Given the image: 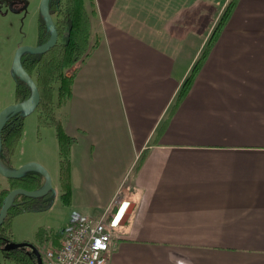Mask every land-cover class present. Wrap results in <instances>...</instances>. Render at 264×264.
I'll return each mask as SVG.
<instances>
[{"label":"crops","instance_id":"1","mask_svg":"<svg viewBox=\"0 0 264 264\" xmlns=\"http://www.w3.org/2000/svg\"><path fill=\"white\" fill-rule=\"evenodd\" d=\"M229 1L83 0L89 50L55 113L68 224L131 204L107 264H264V0H235L174 104Z\"/></svg>","mask_w":264,"mask_h":264},{"label":"trees","instance_id":"2","mask_svg":"<svg viewBox=\"0 0 264 264\" xmlns=\"http://www.w3.org/2000/svg\"><path fill=\"white\" fill-rule=\"evenodd\" d=\"M235 6V0H230L222 10L211 32L209 33L201 53L194 61L189 74L180 86L175 97L174 104L179 102L180 98L187 92L192 78L199 69V63L205 57L209 47L213 45L216 37L229 19L232 9ZM63 11L65 13L63 24L67 28V40L61 44L58 49L42 55V53L34 54L35 67L28 68L23 66L34 80L39 94L40 100L36 109L40 112L39 116H48V120L41 118V123L52 124L55 127L56 138L59 145V179L61 186L64 189L63 196L67 195L69 161L68 151L72 137L65 134L60 122L57 120L54 112L53 90L56 88L61 97L55 105L58 108L63 100L69 95L70 86L73 75H66L64 70L75 64L84 57L90 45V23L89 17L84 7L83 0H63ZM15 79V96L16 101L26 99L30 94L29 86L17 76ZM59 81L58 86L55 82ZM24 116L20 112H16L5 122L2 129V148L1 155H4V150H7L8 155L12 152L22 131ZM9 181V187H3L0 190V206L3 198L13 188L21 187L29 190L40 187L43 183L42 175L37 171H27L18 178H6ZM54 193L49 191L47 194L40 197H28L23 194H18L14 197L13 204L9 207L7 215L0 225V250L3 256L10 258L16 264H36L33 251L21 248L3 250L1 247L10 239V219L14 213L39 209L44 210L51 206ZM40 234V233H39ZM42 248L51 246L50 244L40 245ZM40 251V250H39Z\"/></svg>","mask_w":264,"mask_h":264},{"label":"rangeland","instance_id":"3","mask_svg":"<svg viewBox=\"0 0 264 264\" xmlns=\"http://www.w3.org/2000/svg\"><path fill=\"white\" fill-rule=\"evenodd\" d=\"M25 1L28 3L29 11L24 17H21V13H11L6 18L0 15V111L16 102L11 63L17 47L21 45L35 46L39 0ZM73 66L74 64L67 67L64 73L71 75ZM58 84L57 80L55 86ZM60 98L55 88L53 90L54 112H56V104ZM39 113L37 109H33L25 114L21 135L10 155L7 150H4L2 163L18 168L25 163L35 162L43 166L49 174L51 189L54 193L51 206L44 210L33 209L17 212L10 219V239L14 242L32 243L42 252L43 249L40 245L55 242L60 231L69 225L72 218H70V214L74 209L73 205L80 203V197L78 192L72 189L69 151L68 188L67 195L63 196L64 189L59 179V145L55 127L52 124L41 123V118L48 120V116L42 115L40 118ZM73 141L74 138L70 141L69 149ZM3 187H9V181L0 174V190ZM122 229L123 224L114 225L108 227V232L110 235L116 236ZM0 264H16V262L4 257L0 250Z\"/></svg>","mask_w":264,"mask_h":264},{"label":"water","instance_id":"4","mask_svg":"<svg viewBox=\"0 0 264 264\" xmlns=\"http://www.w3.org/2000/svg\"><path fill=\"white\" fill-rule=\"evenodd\" d=\"M40 10L52 33L50 38L45 43L35 46L21 45L17 47L14 53L12 67H11L12 73L14 76H17L29 86L30 94L26 99L14 102L4 107L0 111V174L6 178H18L22 176L25 172L34 170L42 175L43 183L40 187L33 190L16 187L8 191L3 198L2 205L0 206V225L3 219L5 218V216L7 215L9 207L13 204V200L16 195L23 194L28 197H40L47 194L49 191H52L49 174L43 166L35 162H28L19 166L18 168L17 167L14 168L3 164L2 155H1V148H2L1 132L7 119L10 118L16 112H20L23 116H25V114L28 111L36 109L37 105L39 104L40 94L38 88L32 77L30 76V74L25 70V68L21 64V54L25 51L29 53H41L48 50L55 43L56 31L54 29L53 23L51 21V16L48 11L47 0L41 1ZM130 211H131V204L129 202H122V204L118 208V211L114 215L112 222L116 225L124 224ZM14 248H21V249L26 248L30 251H33L35 255L36 264H42V258L40 252L34 244L29 243L27 241H23V242L11 241V242H7L5 245H3V247H1V249L3 250H9Z\"/></svg>","mask_w":264,"mask_h":264},{"label":"built area","instance_id":"5","mask_svg":"<svg viewBox=\"0 0 264 264\" xmlns=\"http://www.w3.org/2000/svg\"><path fill=\"white\" fill-rule=\"evenodd\" d=\"M114 226L106 216L99 219L77 217L61 233L59 245L42 248V264H107Z\"/></svg>","mask_w":264,"mask_h":264},{"label":"flooded vegetation","instance_id":"6","mask_svg":"<svg viewBox=\"0 0 264 264\" xmlns=\"http://www.w3.org/2000/svg\"><path fill=\"white\" fill-rule=\"evenodd\" d=\"M41 1L42 0H39L37 4V34L34 45L45 43L50 38L52 33L41 13ZM47 7L51 16V21L56 31V40L52 47L44 52H41L42 55L50 53L51 51H55L60 47L61 44L65 43L67 40L68 26L66 24H63V19L65 16V13L63 11V0H47ZM28 11L29 6L25 0H0V15L4 16V18L11 15V13H21V17H24L28 13ZM34 54L35 53H29L26 51L23 52L21 54V64L28 68L35 67L36 63L34 62Z\"/></svg>","mask_w":264,"mask_h":264}]
</instances>
